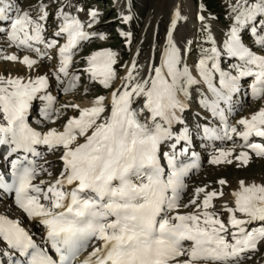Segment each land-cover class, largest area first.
<instances>
[{"label": "snow or ice", "instance_id": "1", "mask_svg": "<svg viewBox=\"0 0 264 264\" xmlns=\"http://www.w3.org/2000/svg\"><path fill=\"white\" fill-rule=\"evenodd\" d=\"M12 7L9 0H0V21L10 19L8 13ZM233 10L238 11V15L223 44V54L241 62L234 65L237 75L220 68L222 53L215 46L204 50L205 55L197 65L199 76L215 97L210 104L207 101L204 104L221 120L224 114L220 102L227 103L231 99V94L238 90L240 78L254 77L253 98L264 96V55L246 47L240 35V28L256 22L258 17L262 18L259 25L264 31V0L251 4L241 0ZM39 11L37 20L28 12L17 11L10 21L8 39L18 47L29 49L30 42H43L44 27L40 21L47 19V12L43 6ZM90 15L95 18L97 14L91 12ZM61 16L63 23L56 35L66 34L67 43L59 49V71L67 75L71 50L89 34L83 31L84 25L78 19L62 13ZM179 18L177 11L173 28ZM3 31L4 28H0V32ZM251 34L256 37L255 44L264 49V35L258 34L255 23ZM208 39L215 45L211 37ZM54 45L52 41L46 47ZM115 56L114 52L106 50L88 59L87 71L93 79L102 77L99 82L105 88H110L116 78L112 67L116 63ZM5 59L17 61L19 58L13 55ZM20 62L29 68L36 64L28 56ZM135 67L133 63L132 69ZM152 72L154 75L150 79L142 78L132 83L135 77L130 70L123 86L111 92L110 108L106 107L103 96L97 97L91 107L79 109L78 105H72L79 109V116L69 119L62 132L53 128L46 133L31 128L26 114L36 94L47 86V77L41 76L28 83L19 78L5 80L0 77V113L6 121L0 124V145H14L13 150L29 152H34L35 144L64 149L63 171L46 189L33 184L35 169L24 167L14 173L18 206L29 218H42L52 249L59 256L58 261L54 260L17 222L0 216V238L9 248L26 257V264H75L93 240L99 243L92 247L81 264H239L242 253L255 250L264 240V226L248 230L254 222H264V185L239 182V190L231 193L235 207L224 206L231 214L227 224L216 212L208 211L214 207L213 199L224 195L222 191L207 192L199 188L197 197L204 193L201 203L193 199L187 205L180 204V192L186 187L183 177L193 167L178 165L175 154L176 144L187 139L186 130L175 137V143L170 145L171 153L162 152L161 148L165 141L173 139L172 125L182 123L178 113L186 107L184 98L188 86L197 81L183 64L171 33L160 65ZM215 73H219L218 88L213 83ZM74 87L75 84L69 86ZM138 97L143 98V114L133 107ZM45 99L52 102L51 96ZM45 116L50 118L47 111ZM238 123L245 130L238 133L237 128L232 127L230 131L244 139L246 144L241 147H250L258 157H264V146L247 144L253 133L264 137V108L251 119H241ZM204 132L215 136L214 129L205 128ZM79 138H83V142H79ZM231 155L230 150L221 151L211 163H232L225 159ZM164 158L166 166L162 164ZM236 159L246 165L249 155L242 151ZM2 181L0 177V184ZM219 184L225 185L226 181L220 180ZM41 199L48 201V205L41 203ZM190 205H195L193 211L181 212V207Z\"/></svg>", "mask_w": 264, "mask_h": 264}, {"label": "rangeland", "instance_id": "2", "mask_svg": "<svg viewBox=\"0 0 264 264\" xmlns=\"http://www.w3.org/2000/svg\"><path fill=\"white\" fill-rule=\"evenodd\" d=\"M73 1L76 2V5H73ZM201 1L202 0H9V3L13 5V10L11 9L9 14L11 18H14L16 12L19 11L21 14L23 12H28L33 20H37L41 14L39 9L43 6L44 11L47 12V19L40 21L44 27L42 33L44 40H49L52 37L51 34L55 36L57 22L62 18L61 13L78 18L81 24L84 25L83 31L88 33L89 36L71 53L72 61L67 67V75L63 73L64 76L55 79L54 75H52L57 74V65L54 63V52L58 51L60 48L62 43L61 40L53 37L52 41H55L53 47L46 49L38 48L39 52H29L25 47H18L16 43L8 39L6 29L11 26L10 23L5 29L6 35L4 31L0 32V77H3L5 80L8 78H19L22 82L31 80L32 77L35 76L36 79L41 76L47 77V82L52 80L55 83V86L53 83L52 88L55 90L60 89L61 92L54 98V104H52L51 108V118L46 121L41 120L37 122L35 126L43 133H46L51 128L57 131H63L64 125L67 124L68 120L78 117L79 109H82L87 103L93 102L97 97H105V105L109 108L108 102L110 103V94L122 84L128 66L134 57L136 48H138L141 43L147 41L152 35L153 22L159 17L157 13L161 15L166 11L171 12L175 9V6L179 8V20L184 30L178 37V41L181 42L180 44L183 46L184 57H182V60L188 67H193L196 63L193 68H197L199 60L205 55L204 50L210 49L213 46L221 51L222 56H225L226 54H223V44L227 40L231 28L235 26V17L238 15V11H234L233 9L241 0H208L209 3L204 5ZM214 1H216V4H214ZM254 2H256V0H248L249 4ZM69 5L73 7L69 8ZM75 6H77L76 10H74ZM91 12H95L97 15L90 21H85V17L90 16ZM197 12L203 13V19L198 24L193 22V16ZM121 16H123V19H125V17L129 18L127 19V25L124 27H116L119 22L118 19L121 18ZM260 19L262 18L258 17L256 22H249L240 28L242 43L256 54H264V49H261L258 45H254L253 39L247 32H249V29L252 28L255 23L258 34L263 35L264 31H261L259 25ZM89 25L91 26L89 27ZM91 28L93 29L91 30ZM119 30L122 31L118 33ZM124 32L130 35V45H128L127 50L121 48L123 45L121 40ZM101 36L104 38L101 39ZM209 37L215 41V45L209 41ZM43 46H46V44ZM106 50H111L116 54V63L112 65L115 68L116 78L112 82L110 88H105L99 82L101 79L100 77L93 79L91 74L87 71L90 67L88 63L89 57L94 53ZM8 52H11L12 56H17L19 59L17 61L5 59V57L10 56ZM24 56L31 57V59L34 58L33 60H36V64L30 68L28 66L26 67L25 64L20 63ZM231 62L232 60L228 62L226 67H229ZM223 71H227V68H223ZM74 77H78L79 79L74 80ZM70 84H75V87L69 88ZM195 85L197 84L195 83ZM189 93L195 95L194 97L197 102L200 101L201 97H199L197 89L193 87L190 89ZM209 96L211 97V94L207 92L201 99L205 100ZM72 105H78L79 109L72 107ZM190 107L191 110L195 109L198 113H201V110H203V108L199 106L195 107L194 103L191 104ZM262 108H264V96L252 102H242L239 104V107L236 108V111L233 112V115L229 117V123L230 125L234 123L237 124L240 118L252 116ZM184 117L192 121L191 129L193 131V136H198L200 130L204 126V122H202L201 125L199 119L196 117L192 118L189 114L184 115ZM206 119L213 125L209 115L206 116ZM208 121L206 122L208 123ZM224 147H230L233 155L238 153L236 147L228 141L224 144ZM215 154L212 155V159ZM226 159H230L232 163L223 162L217 165L211 163V160L209 161L206 158L203 159L199 171L186 181V192L182 195L184 199L181 200L182 206L189 204V202L193 200V197L197 196L196 190L199 188L216 192L222 190L224 192L226 189L227 191L224 192L225 194L230 192L231 188L235 187L233 186L234 184L239 187V182L241 180H243L246 185L252 183L264 185V160L257 161L250 158L245 165L241 162H236L235 157L232 156ZM45 161L49 164V168L46 169L49 170L51 174L55 175L58 171L55 155L53 153L46 155ZM220 180H225L226 184H219ZM225 197H227V194ZM221 199V197L214 199V205L222 202ZM1 206H3V204ZM181 210V212H183L188 209L181 207ZM35 218L37 219V217ZM26 223L29 225L31 223L37 224L33 221L29 223L27 220ZM261 241L258 243V245H260L259 249H256L253 255L249 254L247 258H242V264H254L255 262L260 263V261H264L261 260L264 258V240Z\"/></svg>", "mask_w": 264, "mask_h": 264}, {"label": "bare ground", "instance_id": "3", "mask_svg": "<svg viewBox=\"0 0 264 264\" xmlns=\"http://www.w3.org/2000/svg\"><path fill=\"white\" fill-rule=\"evenodd\" d=\"M177 11H179V8L175 6V9L172 10L171 12H167L166 11V12L162 13L161 15H159L160 13H157V15L159 17L156 20L157 22L156 21L153 22V28H152L153 29L152 30L153 33L151 32L152 35L148 38L147 41H145L144 43H141L142 45L140 44V46L138 48H136V51L134 53V57L131 60L129 66H128V69H127V72H126V76L128 75V72L130 70H132V74L135 77V80H133L132 83H135L136 80H140L142 78L143 79H150L154 75V73L152 72V69L154 67H158L160 65V58H162L161 56H163L165 49L168 47L169 33H171L172 41L175 43L176 47L180 49L181 57H184L183 56L184 53H183V49H182L183 46L180 44L181 42L178 41V37L180 36L181 32L184 30V28L182 27L183 25L180 22V20L178 19V20H176L175 28L172 27L173 20L176 17ZM179 13H180V11H179ZM187 16H188V13H187ZM9 30L11 31V26L6 29V32L9 31ZM33 42H35V41H32L30 43L33 44ZM8 53H9L8 55L12 56L11 52H8ZM30 59H31V57H30ZM32 59H34V58H32ZM182 62H184V61H182ZM133 63H135V65H136L134 70L132 69ZM26 67H27V65H26ZM188 68H189V71L192 73L194 79L197 81L196 84L203 86L207 91H209L207 84L204 83L203 79L199 76L197 68H193V67H188ZM54 75H57V74H54ZM60 75L61 74H58V76H60ZM100 78L102 79V77H100ZM31 80L35 81L36 80V76L32 77ZM217 80L219 81V74L217 75ZM29 81L30 80H28V81L26 80L24 83H28ZM123 83H124V79L122 81V84H120L119 88H121L123 86ZM52 87H53V83H47V86L45 87V89H51ZM190 89H191V87L188 86V89H187L188 94H187V96L189 95V92H190L189 90ZM38 97L42 98V95L41 94H37L35 96V98H38ZM188 97L192 98L191 95H189ZM185 99L186 98H184V101H187ZM214 99L215 98L209 99L207 102L210 104ZM226 104H229V102H227ZM92 105H93V102L87 103L83 108L91 107ZM108 106L110 108V103L109 102H108ZM133 106H136L137 108H139L141 113H143L144 112V109H143V98L142 97L135 98L134 102H133ZM40 107H41V109L39 111V114L40 115L42 114L43 117L46 118L45 111H47L48 117L51 118L52 111H50L51 109L48 108L46 103L41 104ZM44 107H45V109H44ZM207 108H209V107H207ZM107 114L108 113L106 112L105 115H107ZM2 118H3V114L0 113V119H2ZM214 119H215L216 124L219 125V122L223 124V122L219 121V119L217 117H214ZM235 128H237V131L239 133L240 126L237 124V126ZM51 129H53V128H51ZM207 135L208 134L203 133L202 134V138L206 139V141L208 142L210 138H208ZM235 135H237V134H235ZM232 139H235V138L233 137ZM237 139H235V143L236 144H237V142L239 144L243 143L244 139H242V138L240 140L239 139L237 140ZM223 145H224V142H223L222 146ZM56 147L59 148L60 150H63L62 146H56ZM33 148L35 150H42L43 149V152H44V149L49 148V146L46 145V144H35V145H33ZM218 156L219 155H215V157H218ZM46 168L47 169L49 168V164L47 162H43V164H41V166L36 169V173H37V175L39 177L33 180V184L39 185L40 187L44 188V187H47L49 183H52V182H54L57 179L58 171L54 175V174H51L50 171L47 170ZM41 181H43L44 183H41ZM233 186H235V187L231 188L230 192L226 193L227 197H225L226 200L221 204L222 207L218 208L215 211L212 210L213 212H216L218 214V216H219V219L222 220L225 223L228 222V219H229L231 214L224 210V206L227 205L228 207H233V208L235 207L234 198L232 197L231 193L234 192V191H238L239 190L238 185L234 184ZM201 200H203V199H201ZM41 203H43V202L41 201ZM2 204H3V208L6 206L7 209L13 211L15 214H19V215L23 214V216L25 217L26 213L22 209L19 212L14 210L12 208V206H11V203H9V201H6L5 203H2ZM45 205L47 206L48 203H46ZM237 216L239 217L240 214L239 215L237 214ZM37 218H41V217H37ZM27 221L30 223L32 220L27 219ZM255 223L260 224L261 222L257 221V222H254L253 224H255ZM24 224H25L26 229L29 230V232L32 233L34 236H36L39 233L40 229L38 227V224L31 223L29 225L26 222H24ZM28 225H29V227H28ZM249 226H251V225H249ZM229 230H232V229L229 228ZM8 256H9V253H7V251L3 250L2 258L5 260ZM87 256H83L82 261L85 258H87ZM261 260H264V258H262ZM2 262H3V260H2ZM254 264H264V261H262V262L260 261V263L259 262L258 263L255 262Z\"/></svg>", "mask_w": 264, "mask_h": 264}, {"label": "trees", "instance_id": "4", "mask_svg": "<svg viewBox=\"0 0 264 264\" xmlns=\"http://www.w3.org/2000/svg\"><path fill=\"white\" fill-rule=\"evenodd\" d=\"M208 3V2H207Z\"/></svg>", "mask_w": 264, "mask_h": 264}]
</instances>
